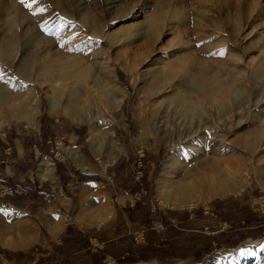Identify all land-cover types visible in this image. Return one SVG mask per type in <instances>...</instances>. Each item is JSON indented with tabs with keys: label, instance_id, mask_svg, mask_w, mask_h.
Here are the masks:
<instances>
[{
	"label": "rangeland",
	"instance_id": "374dc122",
	"mask_svg": "<svg viewBox=\"0 0 264 264\" xmlns=\"http://www.w3.org/2000/svg\"><path fill=\"white\" fill-rule=\"evenodd\" d=\"M85 1L91 3L89 8L96 14L100 23L98 27L106 39L105 43L98 46V50L101 54L104 52L106 64L113 66L118 86L124 92L120 107L110 115L100 101L92 98L87 103L98 115L97 125L100 129L93 135L94 138H101L100 135L103 136L105 130L111 129L115 144L122 152L103 167L101 156L104 153L95 151L93 145L87 141L90 122L83 119L79 123L75 117L67 119L62 115L49 113L45 102V89L38 85L33 88L23 85L20 92L22 97L34 90L39 114L34 127L26 126L23 122H10L0 129V137H4L7 144L10 143L11 150L9 167L5 172L10 176L5 175V179H10V187L16 189L5 194L0 189V202L13 206L7 207L8 210L0 209V264H264V253L257 252V248L264 242V172L260 168L257 175H251L250 181L236 194L216 198L203 196L200 202L186 208L174 209L166 206L163 198L158 196L157 188L166 171L164 164L173 153L165 144L173 136L170 126L171 112L161 117L160 114L163 113L159 110L157 116L149 118L148 106L142 99V74L145 70H160L165 64L178 67L179 61L189 58L194 61L202 59L216 62L215 73H227L232 68L237 70L239 76L244 78L243 82L249 93H254L262 85V79L258 77L264 71V0H243L237 6L236 0H217L215 6L208 7L198 17H194L197 6H194V0H185V3H180L181 0H70L67 3L62 1L59 7L53 5L52 0H41L38 4L45 10L40 12L37 7L36 11L40 12L39 18L45 22L46 16L53 19L59 16L61 21L67 20L66 25L56 32L63 30L66 33L70 27L79 30L78 25L75 22L69 23L71 21L68 19ZM179 9L185 12L182 11L179 17L188 16L187 21L193 22L183 24L179 21L181 18L178 21L171 19L169 11ZM23 11L29 12L27 8ZM64 12L69 16L68 19L61 15ZM249 13L251 17L246 22ZM154 15L163 16L164 21H159L160 24L155 22ZM152 19L156 26L148 34L140 36L148 30ZM236 20L245 25L244 37L233 36L235 32L232 24ZM212 21L219 23L224 30H216L222 36L220 39L210 33L214 30ZM40 28L41 25L37 27L39 31ZM196 31L200 34H196ZM53 32L49 36L55 39V29ZM62 46L59 52L67 57L69 53ZM22 50L21 42L18 58L13 63L18 62ZM70 51L69 56L75 59L79 57L75 49V53ZM234 84L240 85L238 82ZM252 113L248 122L256 111ZM210 115L212 110L208 113L209 119ZM152 119L154 122L158 119V125L162 119H165L163 122L168 121L164 123L168 127H162L163 122L162 126L159 125L161 130L167 128V135L169 129L168 138L163 136L165 139L156 140L157 136L148 124L154 123ZM213 124L214 122L210 124L212 129ZM143 126L148 137L141 141L139 131ZM252 129L251 126L250 130ZM240 133L236 129L226 137L231 143L229 148L232 153L238 148L234 141ZM211 143L213 149L221 150L218 140ZM261 143H264V135ZM75 151L88 163L89 170L74 165L72 155ZM260 156L264 157V153ZM45 161L48 164L44 165ZM49 168L52 180L38 177L39 170ZM68 172L79 177L72 180L66 190L62 189L60 192L57 184L71 180ZM2 175L0 172V179ZM179 178L174 177L171 182H176ZM87 182L95 184L91 185L92 188L82 186V183ZM41 194L47 201L56 198V195L66 196L71 199V206L54 207L51 211L44 209L41 212L44 204ZM80 212L83 215H86L85 212L108 215L100 224L90 223L86 227H78L80 225L76 223L74 216ZM52 213L67 215V220L74 223L71 224L75 229L71 228L74 234L71 233V242L66 245L61 243V237L56 240L55 235L49 232ZM186 213L193 215L188 222L190 225L187 224V230L196 231L187 232L186 239L198 241L201 245L198 256H201V260L194 261L188 257L185 260H164L163 252H156L152 247H143L140 244L142 234L149 231L155 223L161 221L164 228L167 227L165 219ZM22 223V226L33 230L35 242L25 249L8 248L10 241L2 238V232L8 228L20 227L19 224ZM176 232H179L178 229ZM156 235L162 236V230ZM87 238L90 249L100 250L99 254L93 257L89 255L86 250ZM182 251L183 249H179V252ZM241 251L246 252V258L241 257Z\"/></svg>",
	"mask_w": 264,
	"mask_h": 264
},
{
	"label": "bare ground",
	"instance_id": "6f19581e",
	"mask_svg": "<svg viewBox=\"0 0 264 264\" xmlns=\"http://www.w3.org/2000/svg\"><path fill=\"white\" fill-rule=\"evenodd\" d=\"M69 1L52 0L51 3L59 7L61 2ZM216 1L194 0V6L197 5L194 17L204 14L208 7L215 6ZM236 1L235 6L243 0ZM180 3H185V0H181ZM39 4L33 7L36 13L33 15L31 11L24 12L25 8L17 0H0V129L10 122H23L26 126L34 127L39 114L37 96L34 90L23 97L20 92L25 84L32 88L38 85L45 89L44 96L49 113L62 115L67 119L75 117L79 123L83 119L90 122L87 141L93 145L95 151L104 153L103 155L101 153L103 166L114 160L122 149L115 144L111 129L105 130L103 136L100 135L101 138H94V132L100 129L97 125L98 115L87 103L92 98L100 101L106 113L110 115L120 107L124 92L123 88L118 86L113 66L106 64L104 52L101 54L98 50V46L106 40L101 28L98 27L100 23L96 19V14L89 8L91 3L85 1L69 19L65 12L61 13L65 19L71 21L69 23L75 22L79 30L70 27L66 33H63V30L58 31L61 34L58 36L57 30L63 28L67 20L61 21L59 16L57 19L46 16V22L42 21L39 18L40 12L36 11L37 7L40 8ZM182 11L170 10V18L178 21ZM251 13L248 14L246 22L250 19ZM155 15V22L159 23L164 19L163 16ZM187 19L188 16L182 17L179 21L183 24L193 22ZM60 21L62 23L59 24ZM212 24L214 30L210 33L220 39L222 36L220 37L216 30L221 32L224 30L219 23L212 21ZM40 25L41 31L37 29ZM155 26L152 19L148 30L140 36L148 34ZM244 26V23L242 25L237 20L234 21L233 36L244 37ZM54 29L55 39L49 36ZM21 42L23 52L15 64L13 62ZM61 45L69 54L70 50H73V53L78 52L79 57L75 59L69 54L67 57L62 55L59 52ZM262 49L264 50V46ZM189 59L179 61L178 67L165 64L160 70H145L142 74L144 93L142 99L148 106L149 118L157 116L159 110L163 113L160 116H166V113L171 112L170 126L173 136L166 140L165 144L173 153L164 164L166 171L158 182L157 191L165 205L174 209L191 207L200 202L203 196L216 198L236 194L250 181L251 175H257L260 168V171L264 172V157H259L264 153V143H261L264 135V71L260 70L261 74H258V78L262 79V85L251 94L243 82L244 78L239 76L237 70L232 68L227 73L219 74V71L217 73L214 71L216 62ZM210 109L211 119L208 116ZM253 111L256 113L248 122ZM158 119L160 120L159 117ZM158 119L156 122L152 119L154 123L148 124L159 141L163 136L166 138L169 135V129L168 135L165 134L167 128L161 130L160 127L165 119L160 121V126L157 124ZM209 120L211 123L214 122V129ZM165 122L162 127L166 126ZM236 129L241 133L234 141L238 148L232 153L229 148L231 143L226 137ZM147 137L148 132L143 126L139 131V139L142 141ZM217 140L220 151L211 146V141ZM72 161L80 169L89 168L88 163L77 151L73 152ZM43 164L48 162L45 161ZM50 171V168L39 170L38 177L52 180ZM174 177L180 178L172 183ZM89 211L91 213V210ZM85 213L86 215L80 213L79 217L91 224L107 219L108 215L99 212ZM19 225L20 227L8 228L2 232V238L10 241L7 244L10 249H25L35 242L33 230L22 226L23 223ZM258 251L264 253V242L257 248ZM241 257L246 258L247 255Z\"/></svg>",
	"mask_w": 264,
	"mask_h": 264
},
{
	"label": "crops",
	"instance_id": "0c3cea01",
	"mask_svg": "<svg viewBox=\"0 0 264 264\" xmlns=\"http://www.w3.org/2000/svg\"><path fill=\"white\" fill-rule=\"evenodd\" d=\"M0 142H1L0 143L1 144V147H0V172H2V174H3L1 179H0V189H1V192L3 194H5L8 192L10 193V191H15L16 189L13 190V188L10 187L11 186L10 185V179H7V178L5 179V175L10 176L9 173H5V172H7L8 167H9V159H10V153H11L10 143L7 144L4 137H0ZM34 148H35L36 154H38L36 147H34ZM68 174H69V172H68ZM75 174H77V173H75ZM77 177H79V175L78 176L70 175L71 180L68 179L67 182H65V183L63 182V184H61V185L57 184L58 186H60V187H58L59 191L61 192L62 189L66 190V187L70 185L69 183H71V181ZM89 180H91V179H89ZM49 182L52 183L53 181H49ZM92 184H95V183H92V182L82 183V186H86L85 188H92V186H91ZM41 200L44 201L41 212H43L44 209L47 211H51L54 207H56V208H60V207L61 208H64V207L69 208L71 206V199L67 198L66 196L63 197L60 195H56V198L54 197L53 199L47 201L45 196H43L41 194ZM4 206H6V207H4ZM7 207L13 208V206L10 205L9 203L7 204L5 202V204H2L0 202V209L8 210L9 208H7ZM1 212H2V210H0V214H1ZM80 213L83 214L82 212H80ZM80 213H77L74 216V220L76 221V223L78 225H80L78 227L88 226V224H90V223L83 221L79 217L81 215ZM192 217H193L192 214L186 213L185 215H179L178 217L167 218L164 220L165 222H167V224H166L167 227H164V228L162 227L161 221H159V223H155L153 225V227L149 229V231H146L144 234H142L140 244L143 247H150V248L152 247V250H154L156 252H163L162 256H164V258H163L164 260H170V259L185 260L187 257L191 258V260H194V261L197 259L201 260L202 259L201 256L198 257L200 254L201 245L198 243V241H190V240L187 241V239H186L187 232H189V233H195L196 232V231H193V229L187 230L189 228L188 226L190 225L188 222L190 220H192ZM67 219H68L67 215L55 214V213H52L51 218H50L51 224L49 225V232L52 235H55L56 240L59 237H61V243H63V245H66L69 242H71V236H72L71 233H73L72 229H74V227L71 225L73 222L70 220H67ZM187 224H188V226H187ZM178 227H182V228L179 229ZM177 229L179 232H176ZM160 230H162V236H160V235L157 236L156 234H159ZM147 232H149V233H147ZM64 241H65V243H64ZM86 244H87L86 250L89 251L88 252L89 255H92V257H93V255L99 254L100 250L92 251L90 249L88 238H87ZM55 249H57V248H55ZM179 249H183V251L179 252ZM177 250H178V252H177ZM175 257H177V258H175ZM125 258H128V255H125ZM129 258L131 259V257H129Z\"/></svg>",
	"mask_w": 264,
	"mask_h": 264
},
{
	"label": "snow or ice",
	"instance_id": "6c2138e0",
	"mask_svg": "<svg viewBox=\"0 0 264 264\" xmlns=\"http://www.w3.org/2000/svg\"><path fill=\"white\" fill-rule=\"evenodd\" d=\"M41 0H19V3L23 5L25 8H27L29 11L32 12L33 15H35V11H33V4H38L40 3ZM45 9L40 8L39 11L43 12ZM246 253L241 252L240 255H245Z\"/></svg>",
	"mask_w": 264,
	"mask_h": 264
}]
</instances>
